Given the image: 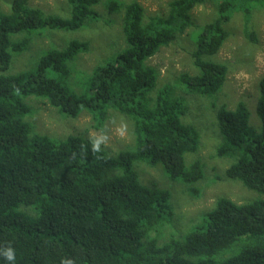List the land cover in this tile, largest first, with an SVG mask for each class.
<instances>
[{
    "label": "trees",
    "instance_id": "1",
    "mask_svg": "<svg viewBox=\"0 0 264 264\" xmlns=\"http://www.w3.org/2000/svg\"><path fill=\"white\" fill-rule=\"evenodd\" d=\"M31 1L10 0L8 10H0V264H264V75L255 105L259 130L249 125L243 102L233 109L212 105L221 136L214 157H234L224 174L249 197L239 203L219 197L201 224L158 246L150 233L171 219L169 195L141 183L134 169L138 162L161 166L189 195L198 193L192 185L204 167L188 156L198 149L199 131L184 120L187 106L176 87L159 85L148 60L194 26L191 11L205 0H171L166 15L146 18L135 0H100L105 12L120 14L124 44L91 68L78 92L68 84L69 63L88 51L84 41L41 50L28 70L8 69L33 33L77 30L95 20L99 0H67V17L44 13ZM213 1L217 13L199 26L190 52L196 73L177 76L180 90L208 97L226 80L227 66L213 58L232 14H241L254 43L249 20L264 6V0ZM27 96L72 119L86 111L95 129L118 112L132 120L133 145L116 151L100 144L101 152H93L95 139L87 135L57 140L37 134L24 119ZM9 247L15 261L4 257Z\"/></svg>",
    "mask_w": 264,
    "mask_h": 264
},
{
    "label": "rangeland",
    "instance_id": "2",
    "mask_svg": "<svg viewBox=\"0 0 264 264\" xmlns=\"http://www.w3.org/2000/svg\"><path fill=\"white\" fill-rule=\"evenodd\" d=\"M9 1L0 0V10L7 11ZM135 1L144 8L146 18L150 15H166L168 3L171 0ZM31 3L33 7L47 14L60 17L69 15L70 7L67 0H32ZM100 3L99 0L95 6V9L99 11L95 20H88L77 30H42L39 33H33L32 37L36 36V38H31L28 48L21 53L13 54L8 73H19L20 70L32 68L43 52L41 50L45 48L61 49L71 40L84 41L89 45L88 51L78 54L69 63L68 81L75 92L82 91L91 68L124 44L122 25L118 19L120 14H108ZM215 13L217 12H215L213 0H205L196 5L191 11L195 20L194 26L186 28L185 33L179 36L178 40L162 47L148 60V64L158 71L159 85L170 82L176 87V94L184 100L187 106L184 120L194 125L200 134L196 153L188 157L191 161L199 160L204 167L203 177L192 185L198 189V193L191 196L187 193V186L181 181L170 180L161 171V166L135 163L134 169L141 183L166 191L169 195L173 215L170 220H165L167 222L150 233V237L156 239L158 246L163 245L169 239H180L192 227L201 224L205 218L203 214L213 207L219 197H227L239 203L251 195L239 182L228 179L224 174V170L233 162L234 157L228 159L214 157V150L221 143V136L212 105L214 103L217 106L223 104L226 108L233 109L241 101L249 111V125L256 130L260 129L261 123L256 116L255 105L259 92L258 82L264 75V6H256L249 20L247 29L257 38L254 43L249 42L245 36L241 14L234 15L235 12L232 14L227 27L229 34L213 58L227 66L226 80L214 97L190 94L178 88L181 87L177 82L179 74L196 73L190 56L194 38L199 26L212 20ZM21 37L22 35H19L14 40L21 39ZM23 101L29 108V113L24 119L37 134L47 135L57 140L72 134H83L101 141L107 139L106 143L101 144L105 148H113L116 151L133 145L132 120L118 112L111 111L104 125L100 129H95L91 116L86 111H82L78 117L72 119L49 106L42 98L27 96L23 98ZM122 124L127 125L123 136L118 132Z\"/></svg>",
    "mask_w": 264,
    "mask_h": 264
},
{
    "label": "clouds",
    "instance_id": "3",
    "mask_svg": "<svg viewBox=\"0 0 264 264\" xmlns=\"http://www.w3.org/2000/svg\"><path fill=\"white\" fill-rule=\"evenodd\" d=\"M126 129H127V125L126 124H122L121 128L118 129L119 134L121 136H123L125 131H126ZM106 142H107V139H105L103 141H101L99 139L91 140V149H92V151L93 152H101L100 144L101 143H106ZM4 257L8 261H15V252H14V250L11 247L7 248V251L4 253ZM61 264H68V262L66 260H62Z\"/></svg>",
    "mask_w": 264,
    "mask_h": 264
},
{
    "label": "bare ground",
    "instance_id": "4",
    "mask_svg": "<svg viewBox=\"0 0 264 264\" xmlns=\"http://www.w3.org/2000/svg\"><path fill=\"white\" fill-rule=\"evenodd\" d=\"M162 171V170H161ZM208 187V186H207ZM196 190V189H195ZM247 193V192H246ZM190 194H191V192H190ZM198 196V195H197ZM199 199V198H198ZM196 201V200H195ZM209 212V211H208ZM170 243V242H169Z\"/></svg>",
    "mask_w": 264,
    "mask_h": 264
}]
</instances>
